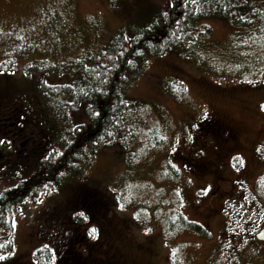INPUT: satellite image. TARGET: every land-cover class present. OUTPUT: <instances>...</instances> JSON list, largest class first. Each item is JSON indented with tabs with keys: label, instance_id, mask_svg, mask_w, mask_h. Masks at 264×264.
Returning <instances> with one entry per match:
<instances>
[{
	"label": "rangeland",
	"instance_id": "rangeland-1",
	"mask_svg": "<svg viewBox=\"0 0 264 264\" xmlns=\"http://www.w3.org/2000/svg\"><path fill=\"white\" fill-rule=\"evenodd\" d=\"M251 1L264 7V0ZM166 2L0 0V47L11 45L14 36L26 47L12 70L6 71L9 59L0 65V140L9 143L0 146V170L11 167L16 156L35 153L37 136L48 134L50 142L61 132L54 105L58 100L38 92L36 71L25 74L23 66L59 64L91 52L109 43L119 29H138ZM202 23L211 31L192 53L177 49L139 59L141 74H127L126 95L140 103L132 139L98 148L84 170L53 190L36 191L35 200L12 206V250L0 255L1 262L56 264L51 244H66L70 233L53 228L51 243L44 234L33 233L32 225L40 211L67 197L76 200L73 189L83 184L95 190V205L107 220L118 224L109 239L130 264H264V241L255 238L264 226V42L239 40L227 21L207 18ZM41 77L49 85L64 81L51 72ZM37 94L42 96L39 107L29 108ZM11 111V117L5 115ZM212 115L222 116L236 133L239 154L217 173L194 176L181 170L183 161L174 152L193 142L190 124ZM153 132L163 140L161 146L152 144ZM199 150L197 157L211 158L207 149ZM77 213L84 215L83 210ZM179 215L204 233L175 222ZM81 222V235L90 245L100 234L93 238L94 227ZM101 235L107 239L110 233ZM38 249L43 252L34 255Z\"/></svg>",
	"mask_w": 264,
	"mask_h": 264
},
{
	"label": "trees",
	"instance_id": "trees-1",
	"mask_svg": "<svg viewBox=\"0 0 264 264\" xmlns=\"http://www.w3.org/2000/svg\"><path fill=\"white\" fill-rule=\"evenodd\" d=\"M207 18L229 22L237 30L239 40L248 38L254 44L264 42V7L256 6L251 0H167L166 6L152 14L144 25L131 31L119 29L109 43L91 52H83L59 64L41 61L23 66L25 74H29L30 69L36 71L38 92L49 100H58L54 105L60 115L61 132L50 142L48 134L37 136L34 139L37 144L35 153L16 156L11 167L0 170V255L12 249L8 236L12 227V206L29 197L35 200L36 191L53 190L66 177L84 170L98 148L115 140L123 142L133 138V115L140 103L128 99L126 84L128 73L133 74L132 78L141 74L137 61L170 50L192 53L211 31L202 23ZM10 40L11 45L1 44L0 47L1 57L5 59L0 65L7 59L12 64L6 71L12 70L15 60L22 57L26 49L20 45L23 44L20 38L14 36ZM43 72H51L62 77L61 80L64 78V81L49 85L41 77ZM1 88L7 90L5 86ZM40 99L42 96L37 94L28 107H39ZM5 115L11 117L12 111L5 112ZM9 124L11 126L10 121ZM1 132L2 127L0 137ZM151 141L154 146H161L163 142L154 132ZM1 145L8 146L9 143L1 139ZM94 191L83 184L77 186L73 189L77 201L72 196L67 197L37 214L32 231L40 236L44 234L51 243L56 232L53 228H64L68 230L66 232L73 233V243L61 241L60 247L51 244L57 257L56 264H109L105 258L96 256L92 246L86 243L85 235H81L82 219L87 221L88 226L98 229L99 234H106L103 231H107L108 227L102 226L111 222L95 205L99 201ZM81 210L84 215L77 213ZM175 222L193 232L205 231L199 224L187 222L182 216H178ZM113 223L116 222L110 225ZM41 252L43 250L38 249L34 255ZM39 264H46V260Z\"/></svg>",
	"mask_w": 264,
	"mask_h": 264
},
{
	"label": "flooded vegetation",
	"instance_id": "flooded-vegetation-1",
	"mask_svg": "<svg viewBox=\"0 0 264 264\" xmlns=\"http://www.w3.org/2000/svg\"><path fill=\"white\" fill-rule=\"evenodd\" d=\"M192 124L189 125V134L193 142L187 145V148H179L178 152H174V156L180 158L181 162L183 161L184 166L180 165L181 170L187 169L194 176H202L206 171L217 173L216 169L222 168L223 163L226 165L228 161H233L237 158L239 143L236 133L227 125L222 116L212 115L207 118H199ZM199 148L207 149L208 153L211 154V158L204 160L197 157L196 155L201 153ZM225 160L227 161L224 162ZM110 223L102 226L108 227L107 231H103L106 234L110 233L108 238L103 239L100 234L90 246L95 250L96 256L102 257L103 260L105 258L109 264H130L118 250H113V240L109 238H112L111 228H118L116 226L118 224L113 223V225H110ZM121 228L122 231L127 229L126 227ZM99 232L97 229V233ZM72 234L68 235L69 238L66 243H73ZM78 248L81 247L78 246Z\"/></svg>",
	"mask_w": 264,
	"mask_h": 264
},
{
	"label": "water",
	"instance_id": "water-1",
	"mask_svg": "<svg viewBox=\"0 0 264 264\" xmlns=\"http://www.w3.org/2000/svg\"><path fill=\"white\" fill-rule=\"evenodd\" d=\"M256 238L259 240V241H264V228L260 231V233H258L256 235Z\"/></svg>",
	"mask_w": 264,
	"mask_h": 264
}]
</instances>
